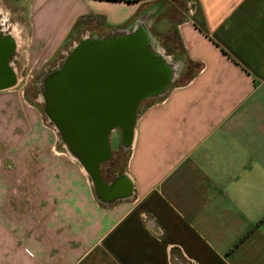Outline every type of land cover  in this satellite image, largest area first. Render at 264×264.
<instances>
[{
  "label": "crops",
  "instance_id": "obj_1",
  "mask_svg": "<svg viewBox=\"0 0 264 264\" xmlns=\"http://www.w3.org/2000/svg\"><path fill=\"white\" fill-rule=\"evenodd\" d=\"M73 1L71 26L92 12L104 34L139 19L174 73L140 102L130 142L109 140L124 184L108 198L65 147L20 137L16 84L0 91V264H264V0H82L85 16ZM61 3L0 11L51 58Z\"/></svg>",
  "mask_w": 264,
  "mask_h": 264
},
{
  "label": "water",
  "instance_id": "obj_2",
  "mask_svg": "<svg viewBox=\"0 0 264 264\" xmlns=\"http://www.w3.org/2000/svg\"><path fill=\"white\" fill-rule=\"evenodd\" d=\"M13 48H16L15 38ZM65 57L66 79L61 88L56 67L41 77L43 113L61 131L65 148L84 167L95 189L101 193L106 185L100 167L109 157L110 132L118 129L124 141L130 142L140 102L164 94L174 66L164 54L151 47L149 31L142 24L132 30L83 39ZM74 62L81 75L76 81L71 76ZM102 67L106 74L101 81L109 91L98 96L91 91L88 74ZM14 78L16 81L15 71ZM98 97L109 100L104 110H98L89 101Z\"/></svg>",
  "mask_w": 264,
  "mask_h": 264
},
{
  "label": "rangeland",
  "instance_id": "obj_3",
  "mask_svg": "<svg viewBox=\"0 0 264 264\" xmlns=\"http://www.w3.org/2000/svg\"><path fill=\"white\" fill-rule=\"evenodd\" d=\"M62 1L63 3L58 5V8H60H55L48 27L46 28L47 35L57 31L58 36H61V38L64 37L63 45L60 47L61 51H63L62 54H58L59 51H57V53H55V55L51 58L38 57L39 53L37 49H35L34 44L28 41V29L23 25H18L16 21L11 20L12 23H14L12 25V34L16 40V48L14 51L16 85L13 88V94L16 102L18 100V103L17 107H15V115L22 117L27 126L24 129H15V131L19 132L21 137L24 135V131L29 130V136L31 137L30 146H38L37 144H33L32 141V138L36 137L40 139V142H43V144L41 143L42 145L65 147L60 139L57 129L43 113V99L41 98L36 86H38L40 77L44 74V72L49 70V68L55 64L56 60L64 57L66 52H68L75 45L78 41L77 35L82 32V29H95L96 25L104 24L106 22L104 16L98 14L97 12H92V18L95 20L91 17V19L87 17L71 26V16L74 14L76 4L74 5L73 0ZM82 2V0H78L76 7L81 10L83 12V16H85L88 14L86 12L88 4L84 3L86 5H83ZM72 4L74 5L73 12L72 10L69 12ZM89 14H91V12ZM65 15H67L66 20L63 18ZM168 39L171 42L169 44L166 43L164 46L167 51L176 46L177 41L175 32L170 33ZM119 139L120 135L118 131L114 130L110 133L109 140L111 148L117 145ZM19 145H21V142Z\"/></svg>",
  "mask_w": 264,
  "mask_h": 264
},
{
  "label": "flooded vegetation",
  "instance_id": "obj_4",
  "mask_svg": "<svg viewBox=\"0 0 264 264\" xmlns=\"http://www.w3.org/2000/svg\"><path fill=\"white\" fill-rule=\"evenodd\" d=\"M7 14L3 13L2 11H0V91L2 90H6L10 87H12L15 83V78H14V36L12 34V22L9 20L8 17H6ZM82 32L80 34H78V41H81L83 39L86 38H93V37H101L104 35V33L95 30L93 28H85L81 30ZM11 42H12V47H11ZM76 42V43H77ZM69 52V51H68ZM66 52V55L67 53ZM65 55V56H66ZM62 57L58 60L55 61V64L50 67H56V69L58 70V74H57V83L59 85V88H61L64 83H65V75H66V71H64L63 68V63L65 62V58L66 57ZM73 71H72V80H78L80 79L81 75L79 72H77L78 70V66L76 64V62L73 63ZM49 68V69H50ZM46 72V71H45ZM44 72V73H45ZM96 73H89V79H91V91L93 94H98V96H104L105 93H108L109 89L106 88L103 84V80L105 78V68L102 67L101 70H97V71H93ZM42 77V76H41ZM41 77L39 80V84L37 87V90L40 94V82H41ZM102 80V81H101ZM101 81V82H100ZM61 92H60V96H61ZM89 101H91V105H93L94 107H96L98 110H104V105L105 103H108L109 100L106 99H102V98H97V99H90ZM119 102V101H118ZM44 104V102H43ZM116 131L119 132L120 135V144L121 146H125V144H127L123 137H122V133L118 130L115 129ZM59 136H60V130H58ZM114 131V130H113ZM112 132V131H111ZM110 132V133H111ZM110 136V134H109ZM61 139V138H60ZM65 146V145H64ZM114 152L110 149L109 147V157L107 159V161L103 162L101 164L102 167H100V175L102 177V179H104L106 182L107 180L113 181V188H105L101 190V193H98L100 196L102 197H110V195L112 194L111 192H115L117 190V187H121L124 184V180L123 177H121V175L119 176H111V173L108 171V165L109 163H111V158L113 156ZM98 189V188H97Z\"/></svg>",
  "mask_w": 264,
  "mask_h": 264
},
{
  "label": "trees",
  "instance_id": "obj_5",
  "mask_svg": "<svg viewBox=\"0 0 264 264\" xmlns=\"http://www.w3.org/2000/svg\"><path fill=\"white\" fill-rule=\"evenodd\" d=\"M103 1H106V0H103ZM108 1H119V2H124V3H138V2H141V1H146V0H108ZM139 19H137L134 24H129V23H126L125 25L115 29L114 31H119V30H132L136 25V23H138ZM113 32V31H111Z\"/></svg>",
  "mask_w": 264,
  "mask_h": 264
}]
</instances>
